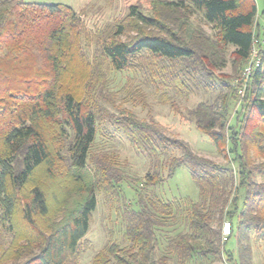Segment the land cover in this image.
<instances>
[{
    "label": "trees",
    "instance_id": "obj_1",
    "mask_svg": "<svg viewBox=\"0 0 264 264\" xmlns=\"http://www.w3.org/2000/svg\"><path fill=\"white\" fill-rule=\"evenodd\" d=\"M157 5L153 15L132 5L130 21L89 29L68 5L0 0V264H80L100 193L111 205L121 203L127 244L110 241L91 264L250 259L248 234L264 235V23L258 34L253 30L264 7L259 12L255 0ZM194 17L214 36L189 24ZM229 46L234 74L219 79L215 70L226 66ZM108 71L141 74L164 101L168 91L186 97L218 91L214 102H199L188 115L227 164L192 154L157 123L119 105L103 109L102 101L113 102L103 92ZM129 99L143 103L146 96L139 90ZM105 121L151 157L182 148L164 163L169 177L190 168L198 200L149 195L163 182L154 164L142 182H132L136 200L126 203L112 156L92 151ZM225 221L232 233L223 242ZM231 237L233 249L226 247Z\"/></svg>",
    "mask_w": 264,
    "mask_h": 264
},
{
    "label": "rangeland",
    "instance_id": "obj_2",
    "mask_svg": "<svg viewBox=\"0 0 264 264\" xmlns=\"http://www.w3.org/2000/svg\"><path fill=\"white\" fill-rule=\"evenodd\" d=\"M24 1L68 5L77 12L82 13L84 22L89 29L96 26L103 28L119 21H130L129 11L132 5L136 6L145 15H153V9L159 7L157 5L159 0ZM255 1L259 12L262 11L264 0ZM190 22L196 26L200 24L205 32L214 36V30L201 18L194 17V19H190L189 24H191ZM263 23L264 16L259 13L253 26L255 33L258 34L259 31H262ZM170 26L174 28V26ZM131 28H129V34L135 35L136 33L130 30ZM175 28L179 29L177 26ZM255 56L256 54L254 53L248 64L249 68L255 60ZM227 58L226 66L221 70H215V74H217L219 79H223L225 75L231 77L234 74L233 48L231 46L228 47ZM144 80L145 78L141 74H134L131 71H108L103 92L105 97L113 102L102 101L103 109L115 112L117 109L112 104L119 105L121 109L125 108L141 119L152 120L157 123L166 137L177 139L187 145L192 154L211 159L217 163L227 164L223 152L216 147L206 133L197 128L193 119L188 115L189 110L194 108L199 102H214L218 91L208 93L197 91L187 97L168 91L166 96L168 100L164 101L159 91H156L152 85ZM139 90L143 91L146 96L143 103L129 99L130 93ZM239 99L231 103L230 114L238 109L241 102ZM92 151L107 152L112 156V162L115 164L114 170H119L118 172L125 179L122 184L124 197L125 202L131 203L130 205L134 204L133 202L136 200L135 184L132 182H142L145 175L155 165L161 172L163 182L148 189L149 195L154 194L164 202L198 200L199 188L193 180L188 166L183 165L177 168L170 177L168 176V167H166L164 162H169L173 157L181 156L183 152L180 147H169L168 152L159 153L157 156L151 157L141 153L120 129L112 127L109 122L105 121L101 123ZM119 207H121V203L116 202L115 205H111L103 193L98 195V204L92 213L90 228L83 240L86 249L80 258V264H91L93 256L110 241H116L122 246L127 244L124 237L125 221L121 213L118 212ZM245 244L250 246V254H248L250 259L246 264H264V235L251 232L248 234V241ZM235 246V237H231L226 247L233 249ZM234 251L236 252V250ZM235 255L237 256V253ZM225 261L224 259L215 264H225Z\"/></svg>",
    "mask_w": 264,
    "mask_h": 264
},
{
    "label": "built area",
    "instance_id": "obj_3",
    "mask_svg": "<svg viewBox=\"0 0 264 264\" xmlns=\"http://www.w3.org/2000/svg\"><path fill=\"white\" fill-rule=\"evenodd\" d=\"M249 71L250 68H247L246 73H249ZM231 233H232V225L229 221H225L222 226V241L223 242L227 241ZM225 264H230V263L225 261Z\"/></svg>",
    "mask_w": 264,
    "mask_h": 264
}]
</instances>
